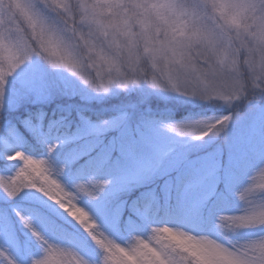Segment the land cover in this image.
Returning <instances> with one entry per match:
<instances>
[{"label":"snow or ice","instance_id":"6c2138e0","mask_svg":"<svg viewBox=\"0 0 264 264\" xmlns=\"http://www.w3.org/2000/svg\"><path fill=\"white\" fill-rule=\"evenodd\" d=\"M37 42L45 52L55 53L74 42L93 53L102 66L100 79L84 83L97 93H107L113 86L112 80H104L103 68L119 78L124 76L122 62L134 64L140 52L156 61L168 55L176 59L194 46H202L215 55L223 69L243 68L242 76L230 73L232 86L245 94L248 104L264 108V0H0V101L6 95L9 78L33 62ZM51 63H62L69 70L74 67L67 58L57 57ZM152 86L159 88L161 84L153 80ZM3 107L0 103V110ZM221 119L228 121L231 117L224 115ZM108 126L110 122L104 121L91 130L99 136ZM0 127L7 128L8 135L13 134L2 118ZM164 127L185 134L182 125ZM219 131L217 125L208 135ZM82 139L57 138L56 142H48L47 152H56L64 143L68 146L67 163L86 164L99 155L100 141L85 146ZM4 142L7 144V139ZM167 155L162 153L159 163ZM5 159L16 163L8 165L15 169L13 175H0V240L23 248L30 233L42 249L30 264H264V200L256 199V193H264V183L253 188L254 177L238 194L246 205L242 212L217 218L227 243L192 234L188 238L195 251L190 255L161 238L160 228L164 225L149 226V239L133 234L124 240L111 227L112 221L120 218L119 207L107 206L98 222L78 203L81 194L100 197L110 181L85 178L69 189L59 179L66 165L54 173L48 159L23 150L12 151ZM181 163L180 157L172 161L173 166ZM258 173L264 176V167ZM14 205L22 206L21 210ZM124 211L129 215L139 212L140 205ZM29 216L35 218L36 227ZM251 228H260L262 234L243 242L230 238L239 230ZM53 230L63 236H54ZM66 239L71 241V248L61 246ZM0 257V264H16L5 250H0Z\"/></svg>","mask_w":264,"mask_h":264},{"label":"rangeland","instance_id":"374dc122","mask_svg":"<svg viewBox=\"0 0 264 264\" xmlns=\"http://www.w3.org/2000/svg\"><path fill=\"white\" fill-rule=\"evenodd\" d=\"M73 99L81 105L69 104ZM114 101L118 102L113 105L115 107L111 105ZM0 103L4 106L0 110L2 123L14 130L12 135H8L7 128L0 127V137L7 139V144L0 139V167L4 165L6 168V172L0 175L14 174L15 169L7 165L16 162L7 161L5 156L15 150L25 151L22 132L26 131L45 150L44 155L34 157L48 159L54 173L66 165L59 179L69 189L85 178L110 181L100 197L93 199L81 194L78 203L98 222L103 219L102 210L107 206L119 207L120 218L113 220L111 227L124 240L133 234L146 238L150 234L149 226L168 224L227 243L217 218L222 214L242 212L246 205L238 194L264 166V108L259 106L242 104L241 117L230 123L226 139L220 134L209 135L202 141L192 140L181 137L164 125L215 120L231 110L147 86L129 91L113 88L107 94L98 95L67 72L53 70L36 58L9 78L6 95ZM51 103L58 104L55 108H61L59 103H62L66 110H74L77 122H70L67 129H62L57 128L54 121L43 126L37 119L39 125L34 126L31 118L24 115L32 104ZM69 106L75 107L67 108ZM82 110L103 111L104 121H109L111 126L97 136L91 130L92 126L102 125L104 121L93 123L84 120L78 116ZM171 113H188L190 118L160 123V119L154 117ZM18 123L24 126L22 130ZM73 136L82 137L85 146L100 141V149L99 155L89 159L70 176L67 169L75 163H67V151H63L62 156L58 155L68 146L61 143L56 152L49 154L47 144L56 142L57 138L63 141ZM164 152L168 155L163 163H159ZM177 157L182 159V163L173 166L172 161ZM95 164L100 166L94 167ZM85 168L87 173L83 172ZM152 168L157 170L149 173ZM262 183L264 176L257 173L252 187ZM134 192L142 194L143 199L133 201L127 198ZM256 199L264 200V193H256ZM135 204L140 205L139 212L129 215L124 211ZM13 207L17 211L22 208ZM28 218L36 227L35 218ZM261 234L260 228L243 229L231 234L230 238L243 242ZM25 239L28 242L23 248L9 246L0 240V250H5L16 264H30L32 258L42 254V249L30 233ZM61 246L71 248L72 244L69 240L67 245ZM0 262H3V257H0Z\"/></svg>","mask_w":264,"mask_h":264},{"label":"clouds","instance_id":"9594fccd","mask_svg":"<svg viewBox=\"0 0 264 264\" xmlns=\"http://www.w3.org/2000/svg\"><path fill=\"white\" fill-rule=\"evenodd\" d=\"M34 47L36 49V59L43 61L53 70H63L67 72L69 75L76 78L83 86L88 87L84 83L85 80L96 82L100 79L102 66L98 58L86 48L77 46L74 42L71 43L70 47L60 48L55 53L51 51L45 52L43 48L39 46L38 42ZM262 55H264V53H262ZM57 57L67 58L72 61L74 64L73 70L65 68L62 63L52 64L51 60ZM121 72L124 76L118 78L115 72H109L107 68H103L104 80H112L113 82V86L110 88L109 92L113 88L129 91L141 86H147L154 90L197 98L213 106L224 107L231 110L227 114L231 117V120L228 121H224L220 117L215 120H200L178 124L185 128V134L180 136H186L192 140L202 141L205 137L209 136L208 132L216 128L217 125L220 126L219 134L213 133L212 136L223 134L226 139L227 129L230 123L241 117V105L249 103V101L244 98L245 94L237 91L230 82V73L235 72L237 76H242L243 68L237 66L236 68L228 70L223 69L222 66L217 63L215 55L202 46H194L191 51L176 59L168 55L162 56L156 61H153L151 57H147L143 52H140L134 64L122 62ZM137 76H139V79H137ZM117 79H120V84H117ZM133 79L137 80L135 84L131 83ZM153 80L158 81L161 87L154 88L152 86ZM173 84L176 86L173 87ZM90 90L98 95L109 93H97L93 89ZM258 171L250 178V183ZM219 228L222 231L224 230L222 226ZM160 232L162 234V239H166L170 243L184 248L190 255L195 251L191 239L188 238L192 236L190 231L184 230L179 226L169 227L168 224H164V226L160 228ZM150 237L151 232L144 238L149 239Z\"/></svg>","mask_w":264,"mask_h":264},{"label":"trees","instance_id":"16d2710c","mask_svg":"<svg viewBox=\"0 0 264 264\" xmlns=\"http://www.w3.org/2000/svg\"><path fill=\"white\" fill-rule=\"evenodd\" d=\"M75 103L73 105H81L80 103H78L77 100L73 99L70 101L69 104ZM117 101H114L111 103V105H117ZM61 104V108H55L56 104L51 103L50 105H46V104H32L30 105L29 111H26V113L24 115H28L31 118L32 121V125L37 126L39 125L38 121L42 122L43 126H46V124L50 121H54L56 125H59L57 128H62V129H67L68 125L70 122H77V114L76 112H74V110H66V105ZM68 104V105H69ZM75 106H69L67 108H71V107H75ZM113 106V107H115ZM103 107H106L105 105H103ZM81 118H83L84 120L87 121H91L93 123H100L103 122L105 120V115L103 111H99V110H95V111H88V110H82L79 111V115ZM188 113H176V114H156L154 117H156L157 119H160V123H173L179 120H185V119H189L190 117H187ZM38 119V121H37ZM19 129L22 130V128H24V126L22 125V123H18ZM25 130V129H23ZM23 137L25 139V146L24 149L25 151H27L28 153L35 155V156H42L45 153L44 147L38 143L36 141V139L34 138V136L29 135L28 133H26V131H23ZM67 148H64L61 150V152H59L58 155L62 156L63 155V151H67ZM61 159V158H60ZM8 166V165H7ZM81 164L79 163H75L71 166L68 167L67 169V173L72 176L74 175L77 170L80 168ZM6 168H4V165H2L0 167V173H5L6 171H4ZM221 189V188H220ZM222 191V190H221ZM140 192V191H139ZM138 192V193H139ZM136 194L135 192L133 194H130V196H128L127 198H130V200L136 201V200H141L143 199V195L142 194ZM126 198V197H125ZM144 201V200H143ZM123 222V221H122ZM53 235H59V236H63V234H57L55 232V230H53ZM69 242V239H66L64 241V243H62V245H67Z\"/></svg>","mask_w":264,"mask_h":264}]
</instances>
